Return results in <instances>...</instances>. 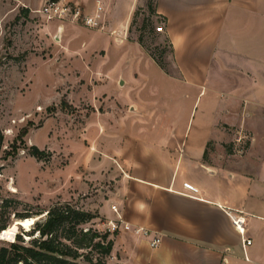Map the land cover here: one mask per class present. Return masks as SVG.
Returning a JSON list of instances; mask_svg holds the SVG:
<instances>
[{
    "label": "rangeland",
    "instance_id": "374dc122",
    "mask_svg": "<svg viewBox=\"0 0 264 264\" xmlns=\"http://www.w3.org/2000/svg\"><path fill=\"white\" fill-rule=\"evenodd\" d=\"M75 1L64 4L79 6L83 16L95 14ZM44 3L0 0V232L8 228L0 233V248L15 241L30 247L39 239L30 231L55 206L85 211L95 190L114 188L117 161L124 169H143L155 154H204L206 147L210 159L247 145L207 143L220 138L213 112L146 61L174 74L170 44L157 31L164 25L153 12L154 0L115 29L103 11L93 28L83 17L48 22L37 13ZM32 146L44 152L42 159L30 154ZM27 216L33 217L25 219L33 223L30 230L17 224ZM94 222L83 228L108 233ZM80 254L82 264H89L87 256L93 264H110L96 250Z\"/></svg>",
    "mask_w": 264,
    "mask_h": 264
},
{
    "label": "crops",
    "instance_id": "0c3cea01",
    "mask_svg": "<svg viewBox=\"0 0 264 264\" xmlns=\"http://www.w3.org/2000/svg\"><path fill=\"white\" fill-rule=\"evenodd\" d=\"M146 1L75 3L93 13L101 8L115 29ZM154 10L174 74L146 61L213 112L220 138L207 143L247 145L207 161L206 147L204 154H155L143 169L117 161L114 188L95 190L85 211L100 215L98 228L118 218L129 224V231L117 232L110 264H264V0H154ZM238 218L249 246L233 225ZM140 228L149 237L135 232ZM155 237L161 242L152 248Z\"/></svg>",
    "mask_w": 264,
    "mask_h": 264
},
{
    "label": "trees",
    "instance_id": "16d2710c",
    "mask_svg": "<svg viewBox=\"0 0 264 264\" xmlns=\"http://www.w3.org/2000/svg\"><path fill=\"white\" fill-rule=\"evenodd\" d=\"M151 10H152V6ZM153 12L155 10L153 8ZM155 60V59H154ZM157 65L164 69L163 65ZM4 136L0 132V148L3 146ZM30 154L42 159L44 152L38 147L32 146ZM204 159L208 160L207 151ZM41 213L36 216H40ZM33 218L31 216L21 217L19 220ZM97 215L72 207L70 204L55 206L47 212L45 222H36L34 230L39 235L30 247L16 243H11L9 247L0 248V264H82L80 258L81 250H96L105 258H108L113 250L114 240H108L109 233L100 234L93 227L84 229L83 226L91 223ZM6 226L1 228V232L7 230ZM0 232V233H1ZM116 236V234L114 235ZM21 237H17V240ZM85 258V257H83ZM89 264L93 260L87 256L84 259ZM96 264H105L98 261Z\"/></svg>",
    "mask_w": 264,
    "mask_h": 264
},
{
    "label": "built area",
    "instance_id": "2783aa9c",
    "mask_svg": "<svg viewBox=\"0 0 264 264\" xmlns=\"http://www.w3.org/2000/svg\"><path fill=\"white\" fill-rule=\"evenodd\" d=\"M100 11L101 8H97V11L92 16H83L82 8L79 6H76L72 8L69 4H64V0H45L44 6L42 9L38 10L37 13L46 19V21H63L64 19L67 20V18L72 17L73 20H81L84 24L88 27H97L99 26V19H100ZM158 33H164V27L160 26L157 28ZM113 211L115 213H118V210L116 207H113ZM233 225L235 226V229L239 232V234L242 237V243L243 246H249L251 245L252 241L250 239L245 238V220L242 218H238L237 220H233ZM129 231L130 227L129 224H125L122 220V218H118L117 220H110L107 223V232L110 234H114L117 232H120L121 230ZM136 233H141L145 237H149L150 232L148 230H145L144 228L136 229ZM161 242V239L158 237H155L151 241V247L156 248Z\"/></svg>",
    "mask_w": 264,
    "mask_h": 264
},
{
    "label": "bare ground",
    "instance_id": "6f19581e",
    "mask_svg": "<svg viewBox=\"0 0 264 264\" xmlns=\"http://www.w3.org/2000/svg\"><path fill=\"white\" fill-rule=\"evenodd\" d=\"M17 224L23 226L26 230H30L33 223L30 220H17Z\"/></svg>",
    "mask_w": 264,
    "mask_h": 264
},
{
    "label": "water",
    "instance_id": "95a60500",
    "mask_svg": "<svg viewBox=\"0 0 264 264\" xmlns=\"http://www.w3.org/2000/svg\"><path fill=\"white\" fill-rule=\"evenodd\" d=\"M60 37L58 36L57 39H59ZM121 84H123V82H121Z\"/></svg>",
    "mask_w": 264,
    "mask_h": 264
}]
</instances>
